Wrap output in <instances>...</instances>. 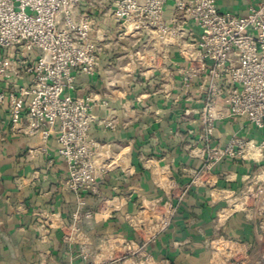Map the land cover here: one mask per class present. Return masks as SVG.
<instances>
[{"label": "crops", "instance_id": "1", "mask_svg": "<svg viewBox=\"0 0 264 264\" xmlns=\"http://www.w3.org/2000/svg\"><path fill=\"white\" fill-rule=\"evenodd\" d=\"M215 1L221 11L235 14H246L260 2ZM86 6L97 14L106 44L98 71L80 74L74 94L90 93L99 103L109 101V109L98 103L94 111L100 116L112 111L114 126L95 124L92 135L121 159L105 175L99 194L69 192L62 182L68 176L67 165L57 154L55 138L41 146L40 136L26 131L25 122L14 125L10 119V85L26 84L27 77L0 81V94L6 96L0 100V264H103L105 254L127 248H138L159 262L203 264L212 240L225 236L249 240L254 222L247 213L234 209L222 217L229 199L241 191L258 164L227 157L195 182L206 162L190 152L199 142L201 128L183 110L194 103L175 89L165 94L158 72H125L130 69L125 47L131 39L118 37L106 8ZM233 133L258 136L245 119H224L217 123L214 143L223 145ZM216 191L230 193L216 199ZM146 200L166 214L164 224L148 237L137 226L139 208ZM109 201L117 206L107 210ZM42 211L53 220L48 229L47 220L38 218ZM88 211L93 215L88 217ZM75 213L80 216L78 239L66 236Z\"/></svg>", "mask_w": 264, "mask_h": 264}, {"label": "built area", "instance_id": "2", "mask_svg": "<svg viewBox=\"0 0 264 264\" xmlns=\"http://www.w3.org/2000/svg\"><path fill=\"white\" fill-rule=\"evenodd\" d=\"M86 4L106 8L118 37L131 39L125 47L130 66L125 72H158L165 81V94L175 89L194 103L183 110L201 128L199 142L190 152L206 162L194 181L203 180L227 157L252 161L258 164L256 172L246 177L234 196L250 189L244 205L256 198L263 207L264 0L246 14L221 11L215 0H0V81L27 77L26 84L10 85V119L14 125L25 122L26 131L40 136L41 146L55 138L57 154L68 169L62 181L65 189L99 194L105 175L121 159L120 153L92 135L95 124L114 126L113 112L100 116L94 111L99 103L94 96L74 94L80 74L98 71L106 44L97 14ZM5 98L1 93L0 100ZM99 105L110 108L107 100ZM238 117L258 136L233 133L223 145L215 144L217 123ZM149 206V212L156 213L150 215L149 224H164L163 210ZM141 208L144 211L145 204ZM79 217L74 214L67 237L78 239ZM38 218L47 220V229L53 222L44 211Z\"/></svg>", "mask_w": 264, "mask_h": 264}, {"label": "rangeland", "instance_id": "3", "mask_svg": "<svg viewBox=\"0 0 264 264\" xmlns=\"http://www.w3.org/2000/svg\"><path fill=\"white\" fill-rule=\"evenodd\" d=\"M256 187L255 185L254 190H256ZM235 197L238 198V200H236ZM242 197L243 196L231 197L227 212L230 214L234 209L251 208L249 210L246 209V211L240 209L244 214L247 213L254 222L251 238L247 241H242L238 238L225 236L212 240L209 244V258L207 262L203 264H264V206L261 207L259 203H257L256 198H253L248 200L249 205L246 207L244 205L246 199L241 201L240 198ZM237 203H240V205L235 206ZM146 204L143 212V209L139 208L141 214L137 217V226L139 232L148 237L155 228L161 225V223L154 224L153 222V225L149 224L150 215L156 213L154 210L149 212L151 207L148 201ZM157 207L160 208V206ZM222 219H224V217H222ZM121 250H123V248H121ZM105 255L107 258L104 260L105 262H103V264H169L168 262L155 261L139 250L133 251V249L128 248L117 254L107 253ZM98 261H100V259H98Z\"/></svg>", "mask_w": 264, "mask_h": 264}, {"label": "bare ground", "instance_id": "4", "mask_svg": "<svg viewBox=\"0 0 264 264\" xmlns=\"http://www.w3.org/2000/svg\"><path fill=\"white\" fill-rule=\"evenodd\" d=\"M255 153H257V151L255 150ZM116 157V156H115ZM116 159H118L117 157H116ZM161 170V169H160ZM249 190L250 189H248V190H246L245 191V194L243 195V197L242 198H240V200L242 201V200H245L247 197H248V193H249ZM228 193H230V192H228V191H226V192H223V191H216L215 193H214V197L217 199V198H220V197H222V196H224V194H228ZM235 199L236 200H238V198H236L235 197ZM148 201V200H147ZM146 201V202H147ZM229 201H230V199H229ZM146 202H145V207H146ZM236 202V201H235ZM150 202L148 201V204H149ZM151 204V203H150ZM238 205H240V203H237L235 206H238ZM117 206V204L116 203H114L113 201H109L108 203H107V205H106V208H107V210H111L112 208H114V207H116ZM227 207L225 208V210H224V214H223V217L224 216H227L228 214H229V212H227ZM142 212H143V210H142Z\"/></svg>", "mask_w": 264, "mask_h": 264}]
</instances>
